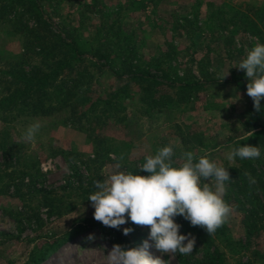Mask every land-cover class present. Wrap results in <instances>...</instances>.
Wrapping results in <instances>:
<instances>
[{"label":"rangeland","instance_id":"374dc122","mask_svg":"<svg viewBox=\"0 0 264 264\" xmlns=\"http://www.w3.org/2000/svg\"><path fill=\"white\" fill-rule=\"evenodd\" d=\"M42 1L54 25L78 40L84 51L96 47L105 51L108 46L114 53L126 45L135 69L155 72V66H160L170 77L176 74L183 80L227 79L232 75L246 78L236 67L256 43L264 44L262 25L245 30L241 21L247 15L259 22L256 12L264 17V0ZM114 20L115 28L108 29ZM25 21L33 27V21ZM18 25L13 15L0 18V96L8 85V69L21 61L25 52ZM32 59L36 61L35 56ZM117 61L114 65L118 68ZM85 66L87 63L77 68ZM88 69L93 73L92 96L107 97L121 87L114 109L97 122L104 121L101 127L89 123L94 114L81 117L75 107L45 116L22 114L7 124L0 119V130L7 129L10 143L0 147V264H31V254L55 240L60 243L56 241L35 264H108L106 255L113 246L111 228L94 220V209L87 200L96 191L94 181L106 180L117 163L120 171L149 175L139 170L140 165L164 146L173 148L174 167L183 163L180 157L186 151L196 159L207 155L218 166L233 165L235 160H227V153L236 148L239 138L258 130V121L248 111L251 98L240 84L211 83L190 93L186 101L177 100L174 90H169L168 102L166 99L147 108L143 101L146 93L156 98L162 90L136 81L125 84L107 69ZM260 103L257 115L264 125V99ZM34 123L40 125L34 140H22L24 130ZM94 138L102 140L100 148L104 149L96 157ZM228 204L233 212L224 223L227 233L243 240L241 211L232 202ZM78 225L90 227L74 232ZM125 227L133 229L129 238L135 229L138 231L136 248L148 239L147 227H131L128 222L119 229ZM90 234L94 239H87ZM179 234L189 233L180 228ZM263 243L261 233L252 238L249 247L245 242L248 248L234 253L220 242L225 264H264V254L259 258L253 252ZM148 251L169 264H200L205 255L196 238L189 255L172 257L154 247Z\"/></svg>","mask_w":264,"mask_h":264},{"label":"trees","instance_id":"16d2710c","mask_svg":"<svg viewBox=\"0 0 264 264\" xmlns=\"http://www.w3.org/2000/svg\"><path fill=\"white\" fill-rule=\"evenodd\" d=\"M156 1V0H150ZM42 0H0V18L6 15H13L19 22L18 32L23 36L24 53L22 60L11 66L7 75L9 78L5 93L0 96V119L2 122H10L20 115L25 116H45L51 115L60 109L75 107L80 109L81 117L94 114L91 125L99 124L101 127L104 121L100 117L114 109L121 87L110 93L107 97L92 96L93 73L90 74L88 68L93 67L100 72L102 69L109 70L116 79H122L127 84L129 81L147 83L149 87L162 90L158 97L149 96L146 93L144 103L146 107H154L156 104L168 98L169 90H174L173 95L177 100H188L190 93L203 89L205 85L217 82H234L240 84L246 90L248 81L243 75H232L227 79L213 78H191L183 80L175 74L170 77L160 66H155V73L147 69H135L131 62V50L125 45L118 51L111 53L108 46L102 51L100 47L92 51H84L78 40L72 37L67 31L58 29L51 21L44 10ZM21 4L20 8L17 5ZM259 22H254L247 15L242 16V23L245 30L258 28L262 25L264 29L263 14L256 12ZM28 16V19L24 17ZM25 20L33 21V27H29ZM116 21H111L108 29L115 28ZM96 38L101 34V28L97 29ZM95 39V38H94ZM90 54V55H87ZM123 53V56H122ZM113 54V55H112ZM35 56L36 61L32 58ZM120 67L114 65L115 60ZM32 62V64H31ZM87 63V66L78 70L77 67ZM24 64H30L26 67ZM148 94V95H147ZM178 102V101H177ZM248 111L258 121V130L236 141V147L243 145L257 146L261 156L258 159H235L233 165H222L227 168L230 181L226 182V195L223 197L226 203H233L234 208L241 211V224L244 227V238L233 239L228 233L225 224L219 227L212 235H208L201 227H193L182 217H175V222L181 225V229L193 235L204 248L203 260L200 264H225V252L220 242H223L228 250L238 253L239 249H246L250 246L252 238L264 233V125L260 123L257 111L253 108L250 99ZM103 120V119H101ZM88 123V124H89ZM93 126V127H95ZM90 127V128H93ZM9 132L7 129L0 130V147L8 144ZM94 156H98L100 151H104L100 146L103 144L101 139L94 138ZM10 144V143H9ZM196 159V157L194 156ZM250 173L255 183H250L244 173ZM131 227L132 223L129 221ZM90 226L78 225L74 232L85 230ZM67 236L71 235L66 231ZM134 236H125L120 229L109 230L111 243L119 244L125 248H136V241L139 235L135 229ZM63 237L62 240H65ZM219 240V241H218ZM53 241L40 248L36 253H32L31 264L39 262L45 258L48 250L52 248ZM59 242V241H57ZM246 244L248 245H245ZM60 243V242H59ZM57 243V244H59ZM259 258L264 254V243L261 247L253 251ZM194 264V263H192Z\"/></svg>","mask_w":264,"mask_h":264},{"label":"clouds","instance_id":"9594fccd","mask_svg":"<svg viewBox=\"0 0 264 264\" xmlns=\"http://www.w3.org/2000/svg\"><path fill=\"white\" fill-rule=\"evenodd\" d=\"M236 68L244 71L248 80L246 94L254 110L260 111L264 99V44L256 43ZM39 128V123L29 125L22 140L33 141ZM173 156V148L164 146L155 155L146 156V162L140 165L139 170L149 175L120 171L121 165L117 163L106 180L94 181L96 191L87 199L94 209V220L113 229L129 221L149 229L148 239L138 248L113 244L106 255L108 264H169L159 256L153 257L148 249L154 247L161 254L174 257L177 253L189 255L195 247V238L190 233L179 234L181 225L175 222V217L180 216L191 226L201 227L212 235L233 212L223 198L226 182L231 180L227 168L211 162L207 155L195 159L191 151L184 152L180 157L183 163L174 167ZM260 156L259 147L243 145L231 148L226 159L251 160ZM122 159L123 156L119 157ZM244 175L255 183L250 173ZM122 231L127 236L133 229L125 227ZM87 239L94 237L90 234Z\"/></svg>","mask_w":264,"mask_h":264}]
</instances>
